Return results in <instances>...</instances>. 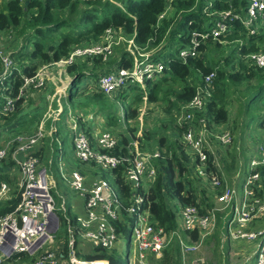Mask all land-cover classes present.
<instances>
[{
	"label": "built area",
	"instance_id": "2783aa9c",
	"mask_svg": "<svg viewBox=\"0 0 264 264\" xmlns=\"http://www.w3.org/2000/svg\"><path fill=\"white\" fill-rule=\"evenodd\" d=\"M19 1L23 4L28 0ZM180 1L186 0L165 1L156 28L164 20L174 17V5ZM226 3L229 9L219 10L214 9V0L205 2L202 14L206 22L190 32L189 43L180 46L175 58L184 64L190 59L208 58V45L214 42L229 48L224 55L213 51L211 56L217 57L219 63L217 70L232 71L233 66L242 63L247 68L264 72V45L256 40L258 49H252V39L264 30V0H248L245 8H235L231 1ZM233 35L237 37L229 39ZM136 38V29L129 34L123 27H110L99 41L75 45L68 57L43 64L33 76H28L23 73L25 64L15 60V55L23 46V38L13 30L0 31V120L14 114L19 102H22L21 107H25L30 98L56 79L58 83H54L56 91L51 103H56L59 108L52 109L50 106V112L44 115L33 131L0 140V209L9 204L16 194L20 196L19 204L0 216V264H112L105 258L88 257L98 255L96 250L112 255L118 251L120 236L127 238V259L131 258V264H157L174 242L180 244L186 255L197 252L214 234L218 223L214 209L201 214L196 206L179 202L181 212L178 213L169 206L177 221V228L169 232L153 220L149 196L157 178L155 163L160 152L142 147L145 132L141 128L135 134L130 133L129 125L133 121H127L123 111V117L114 116V129L109 121V113H114V109L109 113L96 110V114L101 113L104 119L100 115L97 118L70 115L75 159L81 167L73 168L65 162L58 124L65 114L67 93L73 84L72 76L67 74L69 68L100 60L108 66V71L98 76H86L80 81L78 89L73 90L79 94H101L109 99L121 97L130 104L140 94L147 104L149 83L162 80L166 71L170 70L169 49L172 46L167 43V37L159 45L151 40L145 46L139 45ZM150 46L152 49H148ZM31 50L32 46L24 53L28 54ZM233 51L235 60L227 66L226 58ZM125 55L132 60L128 68L118 66ZM217 70L202 75L199 84L191 83L196 88L195 95L175 115L173 127L185 129L182 142L191 158L190 167L194 176L212 189H223L221 201L225 208H232L237 202L238 192L229 188L218 172L221 170L216 148H226L230 152L233 134L222 125L211 129L204 118L196 121L197 114L203 113L212 101ZM54 71L56 76H53ZM16 74L21 79L17 92ZM63 76H66L65 80ZM50 113H53V118ZM143 116L144 112H139L141 119ZM50 119L51 123H48ZM91 122L94 131L85 127ZM120 122L127 127L126 130L120 127ZM100 125L104 126L103 130L98 128ZM116 128H120L121 132L115 131ZM53 135L58 142L57 149L52 148L56 152L53 161L56 171L63 185L82 201L81 205L74 204L73 210L83 209L82 213L72 215V220H67L68 240L59 247L55 245L54 237L59 230L58 225L54 226L57 212L54 190L57 184L42 160L46 138L50 137L54 142ZM96 169L108 172L114 182L120 177L129 189L128 194H121L116 185L104 176L99 177ZM263 171L264 146L258 156L250 158L240 199L242 202L232 210L226 226L228 238L255 243V264H264V226L252 227L254 221L264 217V201L256 196L263 181ZM61 209L68 213L67 207L61 206ZM194 233H197L196 239L192 237ZM80 241L90 243L94 254L83 256Z\"/></svg>",
	"mask_w": 264,
	"mask_h": 264
},
{
	"label": "trees",
	"instance_id": "16d2710c",
	"mask_svg": "<svg viewBox=\"0 0 264 264\" xmlns=\"http://www.w3.org/2000/svg\"><path fill=\"white\" fill-rule=\"evenodd\" d=\"M166 0H116L117 3L111 0H88V1H74V0H28L23 3L19 0H10L9 2H0V31L13 30L16 31L20 38H23V46L15 55V60L19 63H24L27 58L29 63L24 65L23 73L28 76H33L35 71L43 64L51 62H58L62 58L68 57L72 47L79 45L85 41L97 42L101 39L105 31L110 27H123L127 33L132 34L134 30L137 31L136 41L139 45L145 46L151 40H154L155 45L161 44L165 38L169 39L171 46L189 43L190 32L198 26H202V21L205 16L202 14L204 4L208 0H186L180 1L174 5V17L164 20L159 28H156L158 18L165 8ZM227 1H231L235 8H245L248 0H214V9H229ZM84 3L87 7H84ZM81 5L84 7L81 8ZM68 13L69 16L61 17V13ZM71 14L73 15L71 17ZM240 28V25L237 24ZM60 34L61 40L57 44L49 43V36ZM237 35L229 37L235 39ZM256 40L261 45H264V30L258 37L252 39V49L257 50L255 45ZM180 41L181 43H178ZM33 50L30 53H24L26 50ZM223 46L210 42L208 45V52L216 49L220 55ZM247 51L245 50L244 53ZM26 57V59H25ZM235 60V52L233 51L226 58V65L231 66ZM28 62V61H27ZM115 62H113L114 64ZM87 65V63H84ZM132 65V60L127 56H123L118 66L128 68ZM240 66H233L230 69L217 70L219 63L212 64L207 60V56L202 59H190L187 64L177 60L173 54L170 55V70L166 71L162 80L149 83V102H156L159 100H166L161 98V92L164 85L168 81L180 82V90H174V100L172 106L180 110L182 105L191 101L194 97L196 88L191 86L190 79L195 82H200L203 76L212 71L217 70V76L214 81V95L211 103L208 104L203 113L197 114V119L204 118L208 122V126L214 129L216 126L226 124L228 121V103H231L232 89L239 88L245 83H252L253 80L257 82L250 89H255L254 99L261 101L264 99V72L261 70L255 71L247 68L244 64ZM107 65L100 60L94 62L93 67L98 73L92 75H102L108 71L105 69ZM1 70V66H0ZM73 71V70H72ZM71 71V72H72ZM70 72V73H71ZM17 83H15V92L18 91L21 84L20 75ZM89 73L76 75L72 89H78L80 81L88 76ZM203 75V76H202ZM170 79V80H169ZM199 83H196V85ZM71 89V94L72 90ZM249 89V90H250ZM248 90V91H249ZM96 98L106 99L101 94L93 95ZM253 99V100H254ZM33 99H29L25 107L22 102L18 103V110L10 117L0 120V140H4V135L14 136L22 132H31L37 125L40 124L44 115V108L40 107L33 111L28 108L33 105ZM143 101L142 95H138L135 101L130 104L126 112L127 121H135L139 117V112L135 108L136 104ZM248 103V102H247ZM94 103H88L93 105ZM250 104V103H249ZM99 112L109 113L105 109L107 104L101 103ZM248 112V109H247ZM109 121L111 126H115L114 117L109 114ZM261 127L264 128V119L261 122ZM32 127L31 130L25 131ZM177 132L175 138L168 136L161 137L158 141V150L160 157L156 159L157 178L150 191L149 202L152 213V218L167 232L173 231L177 228L176 215L168 206L170 198L177 199L182 205L196 206L201 214H207L211 211L213 206L214 191L206 188H200L195 184L192 167H190L191 158L188 154L187 147L182 142V134L184 128H174ZM137 127L131 129V133L135 134ZM148 130L144 134L145 143L142 147L154 151L153 147H146L145 144H151L148 139ZM7 136V137H8ZM126 142V140H125ZM153 145V142H152ZM165 148V149H164ZM50 152H54V149ZM45 151H47L45 149ZM53 157H56L54 152ZM45 156V155H44ZM45 157L42 158L44 161ZM55 160V158H54ZM264 178V171H263ZM201 181V180H199ZM200 183V182H199ZM204 186L209 187L206 183ZM115 185L123 195H127L129 189L124 185L119 177ZM20 202L18 195L9 204L0 209V216L12 211ZM61 202V201H60ZM67 214L60 210L58 214L59 219L66 227L68 219L72 216L71 208L67 207ZM66 235V230H65ZM194 239L197 238V233L192 235ZM180 244L174 242L165 252L164 258L157 264H182L180 258L181 252ZM99 253L96 256H89L88 258H105L112 264H119V254L114 251L112 255L96 250Z\"/></svg>",
	"mask_w": 264,
	"mask_h": 264
},
{
	"label": "rangeland",
	"instance_id": "374dc122",
	"mask_svg": "<svg viewBox=\"0 0 264 264\" xmlns=\"http://www.w3.org/2000/svg\"><path fill=\"white\" fill-rule=\"evenodd\" d=\"M114 3L116 0H111ZM81 3V2H80ZM84 4V3H81ZM118 4V3H117ZM118 6L121 7L120 4ZM84 7H87L86 4H84ZM81 5V8H84ZM61 17L64 16H69V14L66 12L61 13ZM73 15L71 14V17ZM206 20H203L202 23H205ZM62 36L60 34H55L49 36L48 40L50 45L51 44H57L61 40ZM24 42V40H23ZM167 43H172L167 39ZM178 43H181L178 41ZM166 45V44H165ZM171 46V44H169ZM148 49H152L151 46L148 47ZM180 49V45H174L169 49V53L176 55L177 51ZM211 50L208 53V60H210L213 64H218L217 57L212 58L213 51ZM229 50L228 47H223L221 48L220 51L221 53H226ZM229 56V55H228ZM26 59V57H25ZM28 61V62H27ZM29 59L24 61V64L29 63ZM115 62V61H114ZM87 65L81 64V65H76L72 68H69L67 70V74L69 76H72V78H75L76 75L83 74V73H89L93 74L95 69L93 67L94 63L86 62ZM107 68V66H105ZM105 68V69H106ZM73 70V71H72ZM96 70V69H95ZM72 71V72H71ZM71 72V73H70ZM53 76H56V72H53ZM66 76H63V79L65 80ZM200 75H199V81L195 82L194 79L191 81L189 80L190 83H200ZM170 80V79H169ZM54 83H58V79L54 80L52 83L49 82L48 86L46 89L41 90L40 92L36 93L31 99H33V105L28 108V111L34 110L40 107H43L45 112L44 115L47 112H50V106L51 108L55 109L58 108L56 106V103H51V99L56 91V86ZM180 82H174V81H168L161 92V98L166 97V100H159L156 102H147L144 103L143 101L139 104H136L135 108H137L138 112H144V116L141 119L138 117L133 121L131 126V129L134 127H137V131L139 129H143V133L148 130V139H150L151 144H145L146 147H153L154 150L158 149V141L161 137L168 136L172 139L175 138V135H177V132L173 130V122L175 120V115L180 112V110H177V108H174L172 106V101L174 100V95L173 92L174 90H180ZM262 85H264V82H260ZM257 82L255 80L252 81V83H245L243 86L239 88H234L232 89V94H231V103H228V121L226 124H223L222 126H226L227 130H231V133L233 134L234 141L231 147H229L230 152H227L226 148H220L219 151L222 153L221 154V159H220V169H221V162L224 163L226 166L223 168L222 171H218L221 174V177H223L224 183L229 187L232 188L233 190L238 191V184L233 183L232 177H235L236 180L240 181V175L241 178L244 177L245 174L242 172V167H239V163L241 160H244L246 156H248V147L247 144L250 143V140L252 139L253 142H255V137L253 135L261 136L264 135V131L262 130H257L259 129V125H261V122L264 119V99L261 101L254 99L255 95V89H250L253 85H256ZM82 88L80 87L79 90ZM250 89V90H249ZM73 90V89H72ZM172 90V91H171ZM249 90V91H248ZM57 98V97H56ZM254 99V100H253ZM58 100V99H57ZM56 100V101H57ZM65 99H63L64 102ZM172 100V101H171ZM67 104L66 107L63 108L65 109V114L62 116L60 123L58 124L59 127V132H60V140L63 144L64 152H65V162L67 164H70L73 168H78L81 167L79 162L75 159V152L73 148V134H72V121L70 119V115H73L74 117L77 116H86L87 118H90L92 116L97 118V115H100L103 119L104 116L101 113L96 114V110L101 109V103L107 104L105 109L107 112H109L110 109H114V113H109L114 116H121L122 111L126 113L130 107V103L125 101V99H122L121 97L115 98V99H109L106 98L104 101L102 98H96L93 95H87V94H79L75 90L68 91L67 93ZM65 101V102H66ZM248 102V103H247ZM88 103H94L93 105H88ZM250 103V104H249ZM248 107V108H247ZM248 112H247V109ZM59 110V108H58ZM53 111V110H52ZM70 112L72 114H70ZM43 115V117H44ZM52 115L51 117L53 118V113H50ZM43 119V118H42ZM41 119V120H42ZM48 123H51V119L49 120ZM94 125L97 124L96 122H93ZM92 122L89 123L88 125H85L86 128H90L92 131H94L95 127L92 125ZM49 127V126H48ZM114 129L115 126H112ZM120 127L124 130H126L127 127L124 126L122 122H120ZM225 127V128H226ZM99 129L103 130L104 126L100 125L98 127ZM32 127L26 129L25 131L31 130ZM130 129V133H131ZM115 131L121 132L120 128H116ZM136 131V132H137ZM262 131V132H261ZM253 134V135H250ZM8 135L5 134L4 137H7ZM179 136V135H177ZM250 136V138H249ZM180 137V136H179ZM54 142H52V139L50 137L46 138V147L45 149L47 151L42 152V158L45 157L43 163L44 165L50 170V173L52 174L54 180L56 181L57 187L55 188V193L54 197L56 200L57 204V212H56V226H59L58 232L54 235L55 237V245L58 247L62 243H66L68 238L65 235V230L66 227L63 228V224L61 220L59 219L58 214L60 213L61 206L62 208L68 207L71 208V214L73 216L77 215V212L73 210L72 206L74 204L76 205H81L82 201L72 195L67 188L66 185H63V182L61 180V176L59 173L56 171V166L53 157L54 152H50L49 148H54L57 149L58 147V142L56 141V136L53 135ZM251 140V141H252ZM153 142V145H152ZM143 143V141H142ZM213 144H215L213 142ZM254 145V143H253ZM165 149V148H164ZM225 152V153H223ZM45 155V156H44ZM245 155V156H244ZM250 158H248V163L250 161ZM53 159V160H52ZM52 162V165L50 164ZM50 164V165H49ZM69 170V168H68ZM241 170V171H240ZM95 172L98 174L99 177L104 176L106 179H108L114 186L115 182L114 180H111V176L108 172H102L100 169H96ZM194 176V175H193ZM195 177V176H194ZM201 180V179H200ZM200 182V183H199ZM203 181H196L195 184L200 187V188H206L210 191H214V211H216L217 217H218V223H217V228L214 232V234L205 240L203 246L194 253L190 254H184L181 250L180 252V258L182 264H255V259L253 256L249 258L251 255L250 253L252 250L250 249V246L248 244L250 242L248 241H234L232 239H227L228 241L224 240L223 236L228 234H225L227 232L225 218H220V215L224 214L227 211H232L235 210V208L241 204L242 200L239 202L234 203V206L232 208H225L224 203L221 201V198L223 196V189H212V187H206L203 184ZM57 193V194H56ZM18 195L14 198H16ZM256 196L261 198L264 201V178L262 181V184L256 191ZM221 202H220V201ZM61 201V202H60ZM168 206L172 207L176 212H181V205L179 201L175 198H170L168 200ZM212 209V210H213ZM211 210V211H212ZM254 226H264V217L261 219H258L253 222L252 227ZM225 227V228H224ZM80 244L83 246V256L86 255H93L94 254V249L91 246L90 243L85 242V241H80ZM127 238L124 236L119 237V243H118V254H119V264H131L130 259H127ZM173 245V244H172ZM31 259H28L27 261H30Z\"/></svg>",
	"mask_w": 264,
	"mask_h": 264
},
{
	"label": "crops",
	"instance_id": "0c3cea01",
	"mask_svg": "<svg viewBox=\"0 0 264 264\" xmlns=\"http://www.w3.org/2000/svg\"><path fill=\"white\" fill-rule=\"evenodd\" d=\"M10 0H0V2H2V3H6V2H9ZM107 69V68H106ZM94 70V72L93 73H98L95 69H93ZM90 76H96V75H91V74H89ZM248 108V107H247ZM246 108V109H247ZM259 127V129L257 128V130H262V131H264V128L263 127H261L260 125L258 126ZM261 131V132H262ZM250 135H253V134H250ZM253 137H255V142H253V138L250 140V143H248L247 144V147H248V156H246V158H245V162H244V160H241L240 161V163H239V167H242V172H243V174H245L244 175V177H242L241 178V175L239 176L240 177V181H238V180H236V178L235 177H232V179L234 180L233 181V183H235V184H238V199H237V202H239L240 201V199H241V197H242V190H243V185H244V182H245V180H246V176H247V171H248V166H249V163H248V158L249 157H254V156H258L260 153H261V147L262 146H264V135H261V136H258V134L257 135H253ZM249 138H250V136H249ZM253 143H254V145H253ZM217 149V155H218V157H219V163H220V159H221V152L219 151V149H220V147H217L216 148ZM221 150V149H220ZM222 151V150H221ZM223 153H225V152H223ZM216 155V156H217ZM245 156V155H244ZM221 169H219V170H223V168H225L226 166L224 165V163L223 162H221ZM241 171V170H240ZM213 201H214V199H213ZM215 203V202H214ZM77 212H80V213H82L83 212V209L82 210H77ZM232 214H233V212L232 211H227V212H225L224 214H222V215H220V218H225V222H224V224H226V222H227V220H229L230 219V217L232 216ZM225 228V227H224ZM225 234H227V232L225 233ZM223 238H224V240H226V241H228L227 239H229L228 238V236L227 235H225V236H223ZM248 246H250V249L252 250V252L250 253L251 255L249 256V258H251L252 256L254 257V253H255V243H252V242H250L249 244H248Z\"/></svg>",
	"mask_w": 264,
	"mask_h": 264
},
{
	"label": "bare ground",
	"instance_id": "6f19581e",
	"mask_svg": "<svg viewBox=\"0 0 264 264\" xmlns=\"http://www.w3.org/2000/svg\"><path fill=\"white\" fill-rule=\"evenodd\" d=\"M54 226H56V223H55V221H54Z\"/></svg>",
	"mask_w": 264,
	"mask_h": 264
},
{
	"label": "water",
	"instance_id": "95a60500",
	"mask_svg": "<svg viewBox=\"0 0 264 264\" xmlns=\"http://www.w3.org/2000/svg\"><path fill=\"white\" fill-rule=\"evenodd\" d=\"M75 78H73V81H74Z\"/></svg>",
	"mask_w": 264,
	"mask_h": 264
}]
</instances>
